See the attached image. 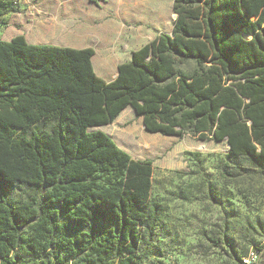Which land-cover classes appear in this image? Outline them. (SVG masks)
Returning a JSON list of instances; mask_svg holds the SVG:
<instances>
[{
  "label": "trees",
  "instance_id": "trees-1",
  "mask_svg": "<svg viewBox=\"0 0 264 264\" xmlns=\"http://www.w3.org/2000/svg\"><path fill=\"white\" fill-rule=\"evenodd\" d=\"M173 13L172 35L133 51L110 82L92 47L0 38V264L143 262L157 224L153 161L89 131L128 107L151 133L226 141L230 158L264 162V0H174ZM139 135L126 137L153 152L159 137ZM18 184L43 194L10 203Z\"/></svg>",
  "mask_w": 264,
  "mask_h": 264
},
{
  "label": "rangeland",
  "instance_id": "rangeland-1",
  "mask_svg": "<svg viewBox=\"0 0 264 264\" xmlns=\"http://www.w3.org/2000/svg\"><path fill=\"white\" fill-rule=\"evenodd\" d=\"M40 1L62 6L69 1L86 4L79 24L98 31L88 33V45L96 50L97 69L109 60L111 68L106 76L99 75L106 81L117 73L118 59L125 60L161 33L172 35L176 20L174 0H151L149 10L139 0ZM4 2L9 7L7 17L0 19V37L11 39L24 33V15L36 12L39 1ZM64 13L60 12L62 16ZM58 35L42 45L84 48L67 39V33ZM193 68V63L182 66L185 72ZM89 131L108 134L134 160L153 161L152 202L157 224L153 232L144 235L141 254L147 257L140 264H239L252 247L264 252V162L230 158L226 141L151 133L132 107L122 111L112 124ZM142 132L150 138L159 137L153 139L156 149L149 154H139L134 140L126 137L132 134L138 142ZM237 165L247 171L240 173ZM42 194L41 189L18 184L6 196L16 204Z\"/></svg>",
  "mask_w": 264,
  "mask_h": 264
},
{
  "label": "crops",
  "instance_id": "crops-1",
  "mask_svg": "<svg viewBox=\"0 0 264 264\" xmlns=\"http://www.w3.org/2000/svg\"><path fill=\"white\" fill-rule=\"evenodd\" d=\"M38 1L39 2L36 7L37 8L36 12L34 13L30 12L29 14L24 15V18H23L24 33L20 35H23L26 38V41L28 42V44L30 45L45 44L46 43L45 41L48 42V40H55L56 36H59L58 34L63 32L65 36H67L66 33L68 34V37H66L67 39L72 40V42H75L76 44H78L79 47H84L82 49H85V47L89 48L88 39L90 36L88 33H93L96 30L87 28L85 24L84 25L79 24L80 17H83L86 14V9H87L86 4L81 6L74 1H69L64 6H62L60 3L58 4V2L56 1L55 2L57 4H43L40 0ZM91 2L89 3L90 5L92 4ZM139 2L143 8L144 6H147L143 2V0H139ZM98 3H99V0H98ZM146 10H149V8H146ZM61 11L65 12L63 16L60 14ZM59 15H61L63 19L59 18ZM5 17H7V15H5ZM97 32L98 31H96V33ZM118 36L119 35H117V37ZM0 38L6 42H10L13 39V38L6 39L2 37ZM57 47L68 48L66 46L63 47L59 45H57ZM135 50H138V49H135ZM132 52L129 54V56L125 60L123 61L122 60L120 61L119 59L117 60V73L114 76L110 77L111 81H113L118 75V66L131 59ZM105 54L110 56L111 52L106 51ZM95 55H96V50H95ZM92 64H93L94 70L96 69L95 72L98 76L99 75L106 76L105 72L111 68L109 60L105 59L104 62L101 64V68L98 67L97 69L96 64H95V56L92 59Z\"/></svg>",
  "mask_w": 264,
  "mask_h": 264
},
{
  "label": "built area",
  "instance_id": "built-area-1",
  "mask_svg": "<svg viewBox=\"0 0 264 264\" xmlns=\"http://www.w3.org/2000/svg\"><path fill=\"white\" fill-rule=\"evenodd\" d=\"M262 251L252 248L249 253L241 259V264H260Z\"/></svg>",
  "mask_w": 264,
  "mask_h": 264
}]
</instances>
